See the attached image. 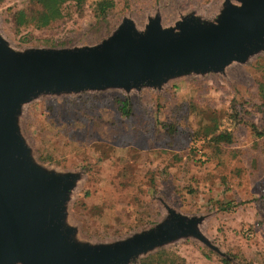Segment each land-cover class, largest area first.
<instances>
[{
  "label": "rangeland",
  "instance_id": "374dc122",
  "mask_svg": "<svg viewBox=\"0 0 264 264\" xmlns=\"http://www.w3.org/2000/svg\"><path fill=\"white\" fill-rule=\"evenodd\" d=\"M110 1L101 15L105 0H67L38 28L30 22L41 11L33 0H0V39L14 52L95 46L122 20L143 33L155 17L174 36L184 20L215 24L225 3ZM123 100L128 115L117 108ZM12 123L37 171L72 176L61 221L77 246L121 243L181 217L193 221V232L124 264L158 249L177 256L176 264H264V136L252 129L264 130V47L218 71L188 70L158 85L32 94ZM214 124L229 142L202 137Z\"/></svg>",
  "mask_w": 264,
  "mask_h": 264
},
{
  "label": "water",
  "instance_id": "95a60500",
  "mask_svg": "<svg viewBox=\"0 0 264 264\" xmlns=\"http://www.w3.org/2000/svg\"><path fill=\"white\" fill-rule=\"evenodd\" d=\"M236 1L225 0L215 24L184 20L174 36L155 17L143 33L122 20L95 46L14 52L0 39V264H124L165 239L193 232L192 220L176 217L121 243L77 246L61 221L72 176L37 171L12 119L32 94L158 85L188 70L218 71L264 47V0Z\"/></svg>",
  "mask_w": 264,
  "mask_h": 264
},
{
  "label": "trees",
  "instance_id": "16d2710c",
  "mask_svg": "<svg viewBox=\"0 0 264 264\" xmlns=\"http://www.w3.org/2000/svg\"><path fill=\"white\" fill-rule=\"evenodd\" d=\"M41 7V11L39 12L38 17L35 20H30V22L35 27H42L48 25L52 20L56 19L60 15V7L67 0H33ZM112 6L110 0H105L104 3H100V7L98 13L104 15L106 10ZM19 22L23 23L26 21L24 14L22 11L18 12ZM118 110L122 115H128L129 113V103L127 100L117 101ZM254 134L257 137L264 136V130H257L254 129ZM201 137V136H200ZM203 138H206L208 142H211L214 146L222 142H229L230 135L224 131H218L217 125H209L205 127L204 133L202 135ZM201 137V138H202ZM177 256L169 255L168 252L158 249L156 252L152 253L151 255H147L143 259L139 261L131 260L129 264H176L175 261ZM181 260V259H180Z\"/></svg>",
  "mask_w": 264,
  "mask_h": 264
},
{
  "label": "bare ground",
  "instance_id": "6f19581e",
  "mask_svg": "<svg viewBox=\"0 0 264 264\" xmlns=\"http://www.w3.org/2000/svg\"><path fill=\"white\" fill-rule=\"evenodd\" d=\"M17 132V131H16ZM18 134V133H17ZM19 136V135H18Z\"/></svg>",
  "mask_w": 264,
  "mask_h": 264
}]
</instances>
